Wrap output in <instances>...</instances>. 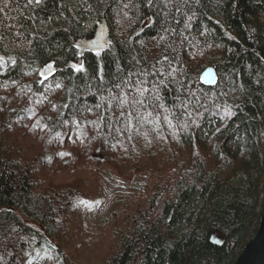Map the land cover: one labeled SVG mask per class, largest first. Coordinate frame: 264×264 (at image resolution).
<instances>
[{
	"label": "trees",
	"instance_id": "1",
	"mask_svg": "<svg viewBox=\"0 0 264 264\" xmlns=\"http://www.w3.org/2000/svg\"><path fill=\"white\" fill-rule=\"evenodd\" d=\"M57 156L156 178L99 264H234L264 210V0H0V264H79L59 245L94 197L38 175Z\"/></svg>",
	"mask_w": 264,
	"mask_h": 264
},
{
	"label": "rangeland",
	"instance_id": "2",
	"mask_svg": "<svg viewBox=\"0 0 264 264\" xmlns=\"http://www.w3.org/2000/svg\"><path fill=\"white\" fill-rule=\"evenodd\" d=\"M103 43L100 41L99 44ZM81 49V45L78 44L77 55H80ZM26 129V127L18 126L14 132H25ZM44 134V130L35 129V131H28L25 136L20 137V140L25 141L29 153L32 154L38 144H41L39 138ZM67 143L68 145L73 143L71 138ZM33 144L37 145L33 147ZM37 173L43 178L46 175L54 180H71L78 174H85L89 177L94 198L91 202L80 204L74 210L72 223L59 245L63 260L67 261V258L72 256L79 264H99L101 262L112 240L113 229L112 222L109 220L110 214L117 212L122 216L124 207L129 206L134 209L138 204H145L149 196V186L146 182L151 185L156 181V178H150L146 174H141L138 178L126 179L115 169L103 171L98 169L93 160L78 167H71L63 163L60 156L52 162H46L44 169ZM25 221L41 228V225L34 220L25 219ZM30 264L61 263L58 257H55L47 248L39 259Z\"/></svg>",
	"mask_w": 264,
	"mask_h": 264
},
{
	"label": "water",
	"instance_id": "3",
	"mask_svg": "<svg viewBox=\"0 0 264 264\" xmlns=\"http://www.w3.org/2000/svg\"><path fill=\"white\" fill-rule=\"evenodd\" d=\"M109 28L105 17L98 21V29L93 37L94 43L106 40ZM201 79L207 85H213L218 80L214 65L207 66L201 73ZM216 242L218 239L215 240ZM234 264H264V210L260 216L256 233L242 247Z\"/></svg>",
	"mask_w": 264,
	"mask_h": 264
},
{
	"label": "snow or ice",
	"instance_id": "4",
	"mask_svg": "<svg viewBox=\"0 0 264 264\" xmlns=\"http://www.w3.org/2000/svg\"><path fill=\"white\" fill-rule=\"evenodd\" d=\"M30 2H31V0H30ZM36 2L39 3V0H36Z\"/></svg>",
	"mask_w": 264,
	"mask_h": 264
}]
</instances>
